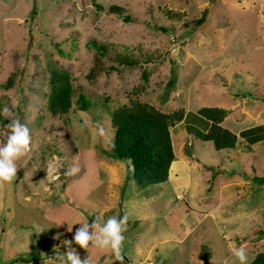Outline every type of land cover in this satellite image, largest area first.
I'll list each match as a JSON object with an SVG mask.
<instances>
[{
	"label": "rangeland",
	"instance_id": "obj_1",
	"mask_svg": "<svg viewBox=\"0 0 264 264\" xmlns=\"http://www.w3.org/2000/svg\"><path fill=\"white\" fill-rule=\"evenodd\" d=\"M112 6L125 9V15L109 13ZM164 9L184 17L172 22ZM199 20L194 30L185 27ZM92 41L108 49L102 59L108 71L95 79L98 56ZM0 50V109L11 108L9 118L0 115V144L9 135L4 121L19 119L31 135V150L16 162V178L0 187V264H59L57 257L67 251L62 241L73 238L78 222L91 224L97 215L105 221L128 215L125 264H162V247L148 259V244L168 232L185 236L184 226L199 223L217 204L226 211L238 205L252 210L245 226L242 219L228 223L231 235L235 230L242 236L250 228L254 236L263 228L264 185L252 181L259 190L253 199L241 195L221 201L218 193L221 184L237 177L264 178V142L255 145L264 135L240 134L255 120L264 122V0H0ZM119 55L134 57L139 65L120 66ZM55 64L72 73L75 88L96 109L74 111L68 119L48 113L47 77ZM144 70L150 74L147 83ZM174 70L177 84L170 89ZM138 87L141 101L161 111L186 109L172 140L176 157L188 162L180 174L191 178L188 185L170 180L141 189L128 162L104 154L114 136L109 113L127 104ZM202 107L230 111L223 126L239 134L236 149L218 151L188 133V127L208 130L210 123L198 113ZM50 163L57 166L52 179L46 172ZM69 166L79 171L66 176ZM178 193L186 200L179 201ZM67 223L75 224L72 232ZM213 223L207 218L201 231H215ZM196 236L181 246L182 253L175 251L180 244L171 243L165 264H199L184 249ZM73 247L82 260L91 255L92 264L118 261L110 250L93 248L89 254ZM203 250L207 260L215 258L212 264H240L232 245L216 234ZM245 251L249 264L264 246Z\"/></svg>",
	"mask_w": 264,
	"mask_h": 264
},
{
	"label": "trees",
	"instance_id": "obj_2",
	"mask_svg": "<svg viewBox=\"0 0 264 264\" xmlns=\"http://www.w3.org/2000/svg\"><path fill=\"white\" fill-rule=\"evenodd\" d=\"M111 14L119 16L125 15V9L120 6H112L108 10ZM166 16L172 22H180L184 14L164 9ZM202 23V20L193 24L185 25L194 30ZM165 32L167 28L161 27ZM97 56L98 64L91 74L95 79L99 75L108 71V68L102 59L106 57L108 49L104 45L92 41ZM1 57V50H0ZM117 62L120 66L135 67L139 61L130 56H117ZM150 74L144 70L142 80L144 83L149 81ZM47 84L49 92L46 94V109L54 117H64L68 119L74 111L91 112L96 109L97 104L90 98L78 91L73 82L72 73L55 64L48 71ZM177 84L175 70L168 83V88L173 89ZM141 88H135L129 95L127 104L115 109L109 113L111 127L114 136L110 150H104L107 157L128 162L132 168V177L141 189L166 184L170 179L171 167L176 160L174 144L172 140V130L181 124L187 115L184 108L166 113L157 107L145 103L140 99ZM199 115L206 119L210 125L206 132H202L195 127H188V133L198 140L212 142L216 150L236 149L239 145V136L223 126V122L230 115V111L221 107H202L198 111ZM5 125L9 124L4 121ZM246 134V133H244ZM259 239H264L263 228L258 231ZM21 259V258H19ZM31 261V258H25ZM126 261H116L114 264H125ZM250 264H264V251L256 254V257Z\"/></svg>",
	"mask_w": 264,
	"mask_h": 264
},
{
	"label": "clouds",
	"instance_id": "obj_3",
	"mask_svg": "<svg viewBox=\"0 0 264 264\" xmlns=\"http://www.w3.org/2000/svg\"><path fill=\"white\" fill-rule=\"evenodd\" d=\"M0 115H3L6 119L9 118L11 108L5 104L0 109ZM6 127L9 130V135L6 143L0 144V187H3L6 183H11L16 178L17 160L27 155L31 150V135L26 124L21 123L19 119H12ZM100 131L103 134V129ZM56 171L57 166L50 163L46 170L47 178L52 179ZM78 171V167L69 166L64 174L73 176ZM128 219V215L125 214L120 218L109 217L105 221L102 216L97 215L91 224L88 221L78 222L80 227L75 231L73 238L62 241L67 251L66 254L57 257L59 264H92L91 255L82 260L77 254L76 248L73 247V243L85 249L89 254H91L93 248L110 250L116 260L123 262L122 251L125 240L123 233L127 231ZM74 225L68 224V232H72ZM233 255L238 258L240 264H246L247 254L243 246L234 248ZM45 262L48 264L47 261Z\"/></svg>",
	"mask_w": 264,
	"mask_h": 264
},
{
	"label": "crops",
	"instance_id": "obj_4",
	"mask_svg": "<svg viewBox=\"0 0 264 264\" xmlns=\"http://www.w3.org/2000/svg\"><path fill=\"white\" fill-rule=\"evenodd\" d=\"M255 121H257L256 125L250 129H246L242 131L240 133L241 137L243 135L245 136L244 133H249L251 131H259L260 133L264 135V131H262V129L264 128V122H261L259 120H255ZM262 142H264V138L260 136L259 139L255 142V145H258V144L260 145ZM187 163L188 162L184 160L183 157H181V159L180 158L178 159L176 157V160L174 161L171 167L169 181L171 180L173 183H175V185H179V186H182V184L188 185L190 183L191 178L186 177L184 175L182 178H180V174L182 173V170L187 166ZM178 165H180V167H177ZM173 174H176V175L173 176ZM237 178H240V179L231 180L229 182H225L221 184V189L219 188V193H218L219 200L221 201H223L224 199L230 200L231 198L239 197L241 195L246 196L248 199H253L255 195L259 192V190L256 189V187L252 183L253 180L255 181V179H252L253 177L251 178V177H248V175L246 176L244 175V176L237 177ZM255 183L259 184L257 182ZM176 188H179V187H176ZM179 194H182V193H178V195ZM184 200H186L185 196H184ZM251 211L252 210L245 209V207L241 209L240 205H238L237 207L233 206L232 208H229V210L227 209V211L224 209V207L221 204H217L215 208L212 206V212H208V213L203 212L202 219L200 220L201 222L199 221V223L197 224H194L191 222L192 223L191 226L190 225L184 226L185 232H186L185 236L178 238L176 233H171V232L164 233L159 236L156 235L160 241H158L156 237V240L152 245L148 244L147 248L149 249H147L146 251L147 252L146 256H148V259H149L151 254H153L155 251L158 253L159 251L158 247L161 246L162 247V251H161L162 257L160 258V262H162V264H165V262L169 260V257H167V251L168 250L173 251V248H174L173 245H171V243L180 244L179 247L177 246L178 248L175 247V251L180 249V252L182 253L183 251H182L181 246L183 244L187 245L188 240L193 236L194 233H197V236L194 238V240H192L191 247H186L184 249L188 250V253H191V260L192 261L195 260L197 263L199 261V264H212L214 262V259H215L214 257H212L210 260L206 259L207 253L205 250H203L204 242H209V240L213 238L214 234H216L217 236H221L223 239H227L228 244L229 245L231 244L233 249L236 248V245H238V248L243 246L245 250L247 251L251 250L252 245L253 246L256 245L257 248H259L260 246H264V239H259L258 233L257 235L253 236L252 229L250 228L247 232H245V229H244V234L242 236L241 234L236 233L237 231L235 230L232 231V235L228 233V223H230V225L232 224L235 225V220L242 219L244 221L243 226H245L246 219L247 220L251 219V216H252ZM207 218L208 219L211 218V220L214 222L213 224L215 225V231L209 232L208 228L201 231L203 227V222L207 221ZM222 223H223V226L227 225V230H226V226H225V230L221 228ZM255 239H257L259 244L256 243ZM141 252L142 250L140 249V253ZM231 252H232V256H234L233 251ZM256 254L257 253L253 255V258L250 261V263L254 260V258L256 257ZM149 263L155 264L152 261H149L147 264Z\"/></svg>",
	"mask_w": 264,
	"mask_h": 264
},
{
	"label": "water",
	"instance_id": "obj_5",
	"mask_svg": "<svg viewBox=\"0 0 264 264\" xmlns=\"http://www.w3.org/2000/svg\"><path fill=\"white\" fill-rule=\"evenodd\" d=\"M255 182L259 183L260 185H264V178L256 177Z\"/></svg>",
	"mask_w": 264,
	"mask_h": 264
},
{
	"label": "built area",
	"instance_id": "obj_6",
	"mask_svg": "<svg viewBox=\"0 0 264 264\" xmlns=\"http://www.w3.org/2000/svg\"><path fill=\"white\" fill-rule=\"evenodd\" d=\"M177 199L182 201V200H184V196L182 194H180V195H178Z\"/></svg>",
	"mask_w": 264,
	"mask_h": 264
}]
</instances>
